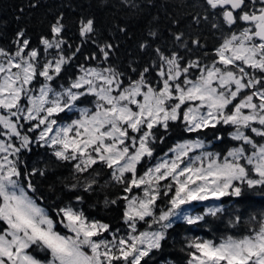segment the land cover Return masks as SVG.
<instances>
[{"label": "snow or ice", "instance_id": "1", "mask_svg": "<svg viewBox=\"0 0 264 264\" xmlns=\"http://www.w3.org/2000/svg\"><path fill=\"white\" fill-rule=\"evenodd\" d=\"M200 9L193 22H210V52L199 38L191 39L202 51L195 58L156 47L142 68L129 64L130 73L111 63L115 46L89 15L77 22L78 44L65 38L60 14L35 46L25 28L0 46V264H155L157 256L174 264L164 253L178 221L190 231L225 212L223 198L264 192V0H201ZM173 39L193 50L183 33ZM86 45L95 50L84 59L95 64H78L66 85L54 87ZM173 126L197 138L156 156ZM222 127L235 145L208 151L200 135L212 130L222 142ZM34 148L49 159L29 167L24 157ZM53 165L71 166L63 189L76 194L51 215L29 193ZM105 174L104 187L118 186L121 194L104 204L123 205L124 230L83 207L79 192L94 193ZM198 204L206 205L203 214L192 215ZM241 221L237 215L229 224ZM245 223L242 235L186 236L184 264H264V213Z\"/></svg>", "mask_w": 264, "mask_h": 264}, {"label": "trees", "instance_id": "2", "mask_svg": "<svg viewBox=\"0 0 264 264\" xmlns=\"http://www.w3.org/2000/svg\"><path fill=\"white\" fill-rule=\"evenodd\" d=\"M135 3L138 7L132 9L123 5L121 0H0V34H2L0 46H9L13 34L20 28L27 30L35 46L39 36L47 32L49 22L60 14H63L66 25L65 38L73 45L79 43L76 27L79 18L86 15L93 16L103 38L115 46L111 63L118 70L126 73H130L129 64L139 69L150 62L154 58L153 49L156 47H160L166 53L175 49L186 58H195L197 55H202V51L210 52L215 46L216 38L210 22L201 21L200 24L193 22V17L201 12V0H135ZM31 4H37V7H31ZM121 28L125 31L121 32ZM149 31H155L157 36H149ZM178 33L184 34L188 48L193 49L191 52L176 47L173 37ZM194 38L200 39L205 45L204 50L193 48L191 39ZM145 41L150 47L141 50L139 45ZM94 50V46H84L72 66L55 83L66 85L70 77L76 73L78 64H95V61L88 62L84 59ZM230 131V128L222 127L221 132L218 133L223 136L222 142L214 139L212 130L201 134L200 139L208 142L210 150L223 154L235 145V142L229 139ZM186 138H197V134L184 132L182 126H173L165 142H158L155 146V155L161 156L177 141ZM24 159L27 165L32 167L37 161H47L49 157L44 155L43 149L34 148L33 152ZM40 166L43 167L42 164ZM21 167L23 169V165ZM70 173V165H53L46 178H34L33 183L37 191L30 192L29 195L39 197L37 203L54 215V207L76 194L63 189L64 178L69 177ZM107 179L108 176L105 174L94 193L81 191L79 194L85 198L83 207L89 216L110 223L115 229L122 225L123 205L106 207L104 200L105 197L116 198L121 194V190L115 185L104 187ZM50 185H54V190H50ZM223 202L225 212L217 217H206L205 222H201L199 227H192L190 231L189 226L184 225L183 221H178L169 230L164 258L173 261L174 264H184V253L180 249L186 236L195 234L202 238L218 239L228 234L242 235L247 230L245 222L249 217L253 215L259 217L264 213V192L260 189L247 191L245 197L240 200L223 198ZM194 209L201 214L204 212L203 206L199 204L195 205ZM237 215L241 216L242 221L233 227L229 221ZM145 227L146 225L141 224L140 230ZM155 264H161L159 256L155 258Z\"/></svg>", "mask_w": 264, "mask_h": 264}, {"label": "rangeland", "instance_id": "3", "mask_svg": "<svg viewBox=\"0 0 264 264\" xmlns=\"http://www.w3.org/2000/svg\"><path fill=\"white\" fill-rule=\"evenodd\" d=\"M60 85H61V84L55 83V84H54V87L59 88ZM37 86H38V85H37ZM90 99H91V98H87V100L85 101V105H84V106H90V104H88V101H90ZM63 119L66 120V119H68V117H67V116H64ZM194 139H196V138H191V139L186 138V139L179 140V141H177L175 144H173L170 148H172V147H173L174 145H176L177 143H181V142H184V141H186V140H194ZM205 143H206V145H207V150H208V151H213V150H210L209 145H208V142H205ZM166 152H168V149H167ZM213 152H215V151H213ZM161 156H163V154H162ZM154 162H155V161H154ZM154 162H153V163H154ZM211 203H216V202H211ZM202 206H203V210H205V206H206V205H202ZM191 214H192V215H197V214H201V213L195 211V209H194V210L191 212ZM118 228H121V230H124V226H123V224H122L120 227H118ZM115 229H116V228H115ZM142 230H144V229H142ZM142 230H141V231H142Z\"/></svg>", "mask_w": 264, "mask_h": 264}]
</instances>
